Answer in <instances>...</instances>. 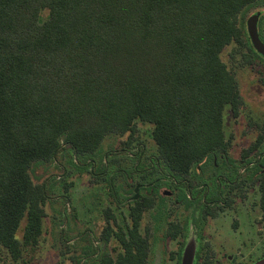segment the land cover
Wrapping results in <instances>:
<instances>
[{
	"label": "trees",
	"instance_id": "obj_1",
	"mask_svg": "<svg viewBox=\"0 0 264 264\" xmlns=\"http://www.w3.org/2000/svg\"><path fill=\"white\" fill-rule=\"evenodd\" d=\"M258 2L0 0V250L12 264L40 245L51 200L50 177L32 180L34 163L59 167L69 152L79 166L108 134L129 133L131 144L137 121L151 124L157 145L150 171L180 182L194 165L228 152L224 110L236 116L242 101L221 52L232 42L253 49L244 19ZM258 183L264 210V170ZM153 201L134 200L125 226L106 213L105 248L93 264H147L150 243L139 226ZM180 232L169 221L167 234ZM112 237L115 255L106 247Z\"/></svg>",
	"mask_w": 264,
	"mask_h": 264
},
{
	"label": "rangeland",
	"instance_id": "obj_2",
	"mask_svg": "<svg viewBox=\"0 0 264 264\" xmlns=\"http://www.w3.org/2000/svg\"><path fill=\"white\" fill-rule=\"evenodd\" d=\"M255 14L260 19L258 33L264 41V2L256 3L246 12V30L247 19ZM47 15L48 10H42L41 19ZM221 58L237 80L242 103L236 116L229 106L224 110L225 135L230 143L228 152L194 165L189 177L193 195L195 187L203 183L208 186V194L213 195L219 183L215 175L230 180L239 175L237 185L226 186L224 190L230 204L209 208L206 213L205 206L190 201L187 191L171 185L169 178L174 174L168 176L146 169L145 161L157 154V145L151 124L137 121L131 144L126 143L129 133L108 134L96 153L85 157L79 166L73 163L69 152L60 155L59 167L48 161L32 165L30 175L35 184H43L50 177L46 184L51 200L44 204L40 245L14 264H93L99 255L94 254L93 249L96 247L100 252L105 248L106 213L125 226L129 221L128 207L135 196L138 199L142 195L152 196L154 200L153 206L143 213L139 226L150 243L147 264H175L183 242L191 243L194 253L197 246L203 247L199 259L196 256V264H252L262 258L264 210L259 205L258 173L254 171L255 166L245 164L255 160L258 154H264V59L256 56L249 43L235 42L224 47ZM258 136H263L259 147L246 155L244 150L257 141ZM139 142L142 146L140 161H137L138 156L125 152L106 155L121 148L136 152ZM263 154L258 157L264 166ZM92 160L95 161L93 166ZM104 163L105 171L99 173ZM92 168L97 174L91 172ZM155 180L157 184L149 187L148 183ZM110 183L113 190L108 186ZM66 184H69L67 189ZM169 221L181 227L182 234L177 239L168 237ZM110 222L117 231L113 218ZM18 235L21 236V229ZM115 246L112 237L106 247L114 255ZM4 261L12 264L0 250V263Z\"/></svg>",
	"mask_w": 264,
	"mask_h": 264
},
{
	"label": "flooded vegetation",
	"instance_id": "obj_3",
	"mask_svg": "<svg viewBox=\"0 0 264 264\" xmlns=\"http://www.w3.org/2000/svg\"><path fill=\"white\" fill-rule=\"evenodd\" d=\"M250 18V17H249ZM248 18V19H249ZM248 19H247V21H248ZM259 17H258V20H257V26H258V22H259ZM247 21H246V27H247ZM247 34H248V31H247ZM259 36H260V34H259ZM248 37H249V35H248ZM262 39V38H261ZM249 40H250V38H249ZM263 41V40H262ZM250 42H251V40H250ZM264 42V41H263ZM252 44V43H251ZM253 46V45H252ZM253 49H254V47H253ZM254 51H256L255 49H254ZM257 52V51H256ZM258 53V52H257ZM259 54V53H258ZM260 55V54H259ZM261 57L260 58H262V59H264V57L262 56V55H260ZM135 149H136V152H130L129 151V149H126V148H121V149H117V150H114L113 152H110V153H107L106 155H110L111 153L112 154H115V155H120V154H123L124 152L125 153H129L131 156H134V157H136V156H138V158H137V161H140L141 159V153H140V151H141V149H142V146H141V143L139 142V143H137V145H136V147H135ZM260 154H263V153H260ZM260 154H258L257 155V157L255 158V160H250V161H248V162H246V164L245 165H248L247 167H249V166H255L256 168L254 169V171L256 172V174L258 173V180H259V178H260V175H261V173L263 172V170H264V166L260 163V159H259V155ZM222 155V154H221ZM264 155V154H263ZM259 156V157H258ZM93 162H91V163H93V164H91L92 166L93 165H95V161L94 160H92ZM147 161V162H146ZM145 161V163H146V165H147V167H146V169H153L154 168V164H155V162H154V159H153V156H150V157H148L147 158V160ZM136 164H138V162L136 163ZM150 164H152V165H150ZM104 165L106 166V163H104ZM258 167H261V169H258ZM259 170V171H258ZM91 172L93 173V174H97V172H95L94 171V169L92 168L91 169ZM99 173H103L102 171L101 172H99ZM168 176H170L169 174H168ZM190 173H189V175H188V177H186L185 179H183L184 181L183 182H180V179H182V178H184L183 176H177L176 177V174H174V175H172L171 176V178H169V179H173V182L174 183H172L171 182V180H169L170 182H171V185L172 186H174V187H176V188H182L183 190H185V192L187 191V197L190 199V201H193V202H198V204L200 205H203V206H205V208L207 209L205 212L207 213H209V208H213V207H220V206H223V205H227V204H230V200H229V198L227 197V196H225L224 195V190H225V187L226 186H229V185H232L231 187H233V186H235V185H237V182H238V176L239 175H237L236 177H234L233 178V180H230V179H228L227 177H224V178H221L219 175H215V179L217 180V181H219V183L217 184V186H216V193H214L213 195H209L208 194V186H207V184L206 183H203L200 187H195V195H193V193L191 192V190H192V181H191V179H190ZM213 176V175H212ZM211 176V177H212ZM226 182H227V184H226ZM176 184V185H175ZM153 185V182H149L148 183V186L149 187H151ZM139 186H141V184H139V185H137L136 187H139ZM136 189V188H135ZM134 200H136V198L134 197ZM133 200V201H134ZM259 205H260V202H259ZM261 207V206H260ZM262 208V207H261ZM182 232V231H181ZM179 233L178 234V236H181V234L182 233ZM178 236H176L175 238H172L170 235H168V237L169 238H172V239H177L178 238ZM186 243L184 244V242H183V247L179 250V251H177V255L180 253L181 254V260H180V262H179V264H182V256H183V253H184V249L186 248ZM96 248V247H95ZM200 248H202L201 246H197L196 247V251H195V257H194V262H193V264H196V261H197V258H196V256H197V253H198V251H200ZM97 249V251L96 252H94V254H100V252H99V250H98V248H96ZM99 256V255H98Z\"/></svg>",
	"mask_w": 264,
	"mask_h": 264
},
{
	"label": "water",
	"instance_id": "obj_4",
	"mask_svg": "<svg viewBox=\"0 0 264 264\" xmlns=\"http://www.w3.org/2000/svg\"><path fill=\"white\" fill-rule=\"evenodd\" d=\"M257 20L258 14H255L248 19L247 31L254 49L264 57V42L261 40L258 33ZM137 188L138 187H136V190ZM186 246L188 247L185 248L184 254L182 256V264H193V259L195 256L193 245L190 243ZM252 264H264V256Z\"/></svg>",
	"mask_w": 264,
	"mask_h": 264
}]
</instances>
